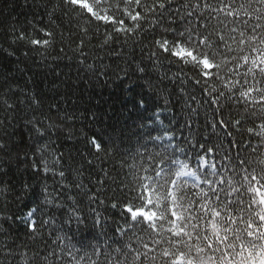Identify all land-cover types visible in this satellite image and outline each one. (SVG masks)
<instances>
[{
  "label": "snow or ice",
  "instance_id": "obj_1",
  "mask_svg": "<svg viewBox=\"0 0 264 264\" xmlns=\"http://www.w3.org/2000/svg\"><path fill=\"white\" fill-rule=\"evenodd\" d=\"M62 5L65 11L78 14L89 24L103 23L127 35L137 29L143 31L141 21L151 26L169 13L171 23L161 25L163 31L159 38L153 37L149 56L177 65L182 75L188 74L187 83L208 98L198 99L195 91L181 88L176 103H182L181 111L189 120L183 125L178 123L172 134L166 129L164 134L152 136L155 129L149 128L147 139L135 153L126 149L124 133L115 127H102L84 141L81 155L87 154L89 164L93 159L103 161L122 154L120 169L131 180L117 186L121 195L112 200L111 207L119 210L124 221L116 231L121 236L134 237L131 243L115 249L95 245L91 256H76L72 249L79 252L83 245H64L57 235L52 243L61 240L62 246L50 250L40 247L45 228L51 234L54 223V217L41 215L40 204L63 206L45 188L37 206L18 217L29 237L37 241L31 256L22 254L26 264H82L86 256L91 264H264V0H62ZM51 36L46 28L31 24L29 29L15 22L9 25L4 38L10 44L38 48L49 46L51 41L46 38ZM138 71L142 73L144 68L138 67ZM241 75L243 82L235 79ZM216 81L221 82L222 89L213 86ZM158 91L163 96L164 90ZM221 97L237 106V116L225 113ZM30 99L34 105L41 103L36 96ZM171 103L164 98L166 106ZM0 105L6 112L16 108L7 97L0 100ZM200 108L212 112L209 123L215 142L191 119L199 116ZM131 111L136 113L141 127L151 125L159 119L156 96L137 93L131 97ZM150 111L152 115H148ZM45 120L47 125L35 117L29 121L34 135L44 137L60 127L50 114L45 115ZM7 121L5 116L0 124ZM243 132L247 133L246 139ZM237 133H241L240 138H236ZM36 143L33 171L65 178L62 167H49L44 155L48 144ZM14 150L0 138V155L7 156ZM63 159L61 153L53 163L60 165ZM75 171L82 175L80 169ZM101 171L109 177L107 169ZM95 183L103 186L106 180L97 177ZM60 187L70 186L62 181ZM75 187L87 189L83 181ZM68 199L76 203L73 196ZM96 199L95 193L89 195L92 202ZM73 218L82 222L76 207L69 215V220ZM95 223H101L99 213ZM6 255L13 256L11 248Z\"/></svg>",
  "mask_w": 264,
  "mask_h": 264
},
{
  "label": "trees",
  "instance_id": "obj_2",
  "mask_svg": "<svg viewBox=\"0 0 264 264\" xmlns=\"http://www.w3.org/2000/svg\"><path fill=\"white\" fill-rule=\"evenodd\" d=\"M209 2L215 3V0ZM15 22L29 29L31 24L46 28L52 33L46 38L51 41L50 45L34 48L25 43L10 44L4 37L9 25ZM140 23L143 31L137 29L134 34L127 35L117 33L103 23H87L78 14L65 11L62 0H0V100L7 97L9 103L16 105L13 112H6L0 105V121L8 116V121L0 124V138L15 149L7 156L0 155V169L3 170L0 171V188L4 189V194L0 195V264H26L22 254L31 256V249L37 247V241L29 237L27 227L18 217L37 206L45 195V188L62 201L63 206L40 204L44 218L54 217L51 234L49 228H45L40 247L50 250L62 246L61 240L52 243L59 235L64 245H83L79 252L73 248V255L87 253L91 256L92 246L115 249L134 239L116 231L124 221L119 210L111 207L112 200L121 195L117 186L131 180L120 169L122 154L103 161L93 159L89 164L87 154L81 155L84 141L102 127H115L123 131L126 149L135 153L147 139L149 128L155 129L152 136L162 135L166 129L172 134L171 130L178 123L183 125L189 120L186 112L181 111L182 103H176L181 88L195 91L198 99L208 98L187 83L188 74L182 75L177 65L149 56L153 50V37L159 38L163 31L161 25L171 23V15L166 12L151 26L146 20ZM32 35L36 36L35 33ZM39 35L42 37V33ZM138 67H143L144 72H139ZM239 71L243 74L244 69ZM235 79L243 82L242 75ZM181 80L185 82L181 83ZM248 80L251 83V77ZM149 84L157 87H149ZM213 86L223 88L220 81ZM239 87L237 84L236 88ZM158 89L164 90L163 96ZM140 92L155 95L159 103V119L144 127L131 111V97ZM32 96L40 99L39 106L31 103ZM164 98L172 103L166 106ZM221 103L225 113L230 111L232 116H237L234 103L224 97H221ZM149 107L153 105L150 103ZM207 107L205 104L204 108ZM204 108L199 109V116L191 119L215 142L209 123L212 112H205ZM49 114L60 127L50 130L44 137L34 135L29 121L35 117L47 125L45 115ZM93 114L96 122H93ZM148 115H152L151 111ZM242 134L246 139L247 133ZM240 136L241 133L236 134V138ZM36 142L48 144L45 159L50 168L62 167L65 178L54 176L52 172L45 175L33 171ZM253 143H256L255 139ZM61 153L63 162L55 165L53 160ZM76 169H80L82 175H77ZM101 169H107L109 177H105ZM97 177L105 179L106 183L103 186L95 183ZM62 181L70 187L61 188ZM80 181L87 186L86 190L75 187ZM25 185H28L27 189ZM92 193L96 194L95 202L89 200ZM68 196H73L76 203L73 204ZM72 207L77 208L82 222L78 223L74 218L69 220ZM97 213L100 224L95 223ZM9 248L13 256L6 255ZM82 264H91L87 256Z\"/></svg>",
  "mask_w": 264,
  "mask_h": 264
}]
</instances>
